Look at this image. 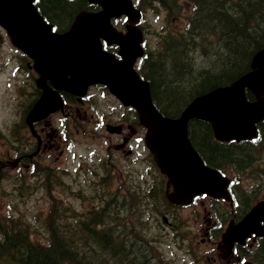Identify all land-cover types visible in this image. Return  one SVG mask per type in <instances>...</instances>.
<instances>
[{
    "label": "trees",
    "instance_id": "16d2710c",
    "mask_svg": "<svg viewBox=\"0 0 264 264\" xmlns=\"http://www.w3.org/2000/svg\"><path fill=\"white\" fill-rule=\"evenodd\" d=\"M40 1L42 14L60 27L79 9L89 8L86 0ZM182 1L191 5L186 28L180 35L165 36L162 51L150 53L141 66L157 106L171 117L194 96L248 71L264 37V0H138L142 9L159 3L173 14H178ZM201 47L207 64L192 69L188 55ZM259 129L258 140L222 144L213 140L209 124L193 121L191 125L192 140L206 163L223 171L232 166L237 174L255 169L251 178L260 182L264 181V122ZM163 188L162 180L151 189L138 183L131 192L126 187L124 203L113 210L109 203L82 212L53 198L45 212L33 211L32 220L0 213V264H150L142 233L143 205L160 206ZM234 193L241 200L240 190ZM121 207L129 209L127 216H119Z\"/></svg>",
    "mask_w": 264,
    "mask_h": 264
},
{
    "label": "water",
    "instance_id": "95a60500",
    "mask_svg": "<svg viewBox=\"0 0 264 264\" xmlns=\"http://www.w3.org/2000/svg\"><path fill=\"white\" fill-rule=\"evenodd\" d=\"M88 1L99 4L102 10L81 12L64 35L52 32L32 5L33 0H0V24L13 44L35 59L34 67L43 80L81 95L89 84L102 82L125 105L137 110L147 128L146 145L174 186V192L168 195L170 201L186 204L201 193L229 199L228 179L204 163L188 138V123L192 118L210 121L216 138L223 141L257 138V124L264 120V48L254 55L249 72L228 86L196 97L179 118L166 117L154 106L149 83L133 67L143 55L141 31L128 25L124 35L110 22L125 14L135 24L141 12L132 0ZM100 38L120 45L122 59L103 51ZM247 89L254 101L247 99ZM52 106L50 93L46 92L35 109L45 116ZM261 220L264 207L258 204L242 221L228 228L223 241L231 245L245 242L252 233L264 235Z\"/></svg>",
    "mask_w": 264,
    "mask_h": 264
},
{
    "label": "rangeland",
    "instance_id": "374dc122",
    "mask_svg": "<svg viewBox=\"0 0 264 264\" xmlns=\"http://www.w3.org/2000/svg\"><path fill=\"white\" fill-rule=\"evenodd\" d=\"M184 4V3H183ZM160 14H155L154 12L147 13V19L144 23V28L146 30L148 39L150 40L151 49L157 48L158 38L155 32H161L164 26L173 27L175 30L183 24L185 17L190 13V7L184 4V7L179 11V15L175 17L167 18L166 14L161 10ZM7 49H5V52ZM1 55V54H0ZM191 66L192 69L201 68L205 63L199 61L198 57L193 55H188V60H186ZM9 72L0 75V125L1 127L10 126L13 127V119L16 118L14 112L16 111V104L14 103L15 97H13V91H10L9 83ZM4 83V85H3ZM96 95V100L99 104L103 106L106 114L111 117L107 123L113 125L119 124L120 117L125 118L128 115L127 111L120 107L115 100L102 91L94 92ZM106 94V95H105ZM26 98L23 96L20 99V104L25 103ZM84 107L87 111V114L83 111H80L79 114H72L68 119V124L70 126V138L69 141H72V154L64 151V155L59 154V150L49 151L48 156L45 158L44 163L47 165H59L64 166L67 159L69 162V167L67 172L59 179V183L56 185L55 190L50 195L44 194V192H39L37 190V185L32 183L29 188L25 189L26 185H22L21 195L25 198L22 199H10L0 196V213H13L21 216H28L29 220L34 218L33 214L35 212L44 208H47L46 204L51 201L52 197L55 196V199L61 200L62 204H66L70 208L78 209L84 211V208L90 207L94 204L95 199L89 198L92 195L89 194L86 199L84 198L86 194L89 193V189L95 188V176L90 179L92 174L86 173L87 168L90 164L98 169L101 173L106 172L107 175L115 177L118 175L122 169V161L120 157H123L127 162H130V154L128 147H119L120 153L114 152L113 157L105 159L103 163L97 161L98 156L105 155V149L110 145V149L115 148V143L117 142V135L114 131H107L105 127H102L103 117L97 116L94 117V109L91 103H86ZM54 117L50 118V124H53V127L56 126L54 123ZM130 132H126L124 135L128 137ZM115 138V139H112ZM61 148H64L61 146ZM140 150L148 158V151L144 149L141 145ZM147 152V153H146ZM12 151L9 148L8 143H0V158L9 154L11 155ZM63 154V153H62ZM88 160V164L84 165L83 168H80L78 164H82L83 161ZM95 161L92 163L91 161ZM96 162L101 165H96ZM22 167V165H21ZM82 167V166H81ZM137 167L142 172L144 171V166L138 164ZM10 176L17 180L18 170H15L13 167L8 168ZM74 171V172H73ZM77 171V172H76ZM116 172V173H115ZM225 172L236 179V173H233V169L230 166H227ZM257 174L255 169H247L243 174H239L240 178L238 179V190L246 191L248 196H257L253 198L250 202V206L256 204L263 200L264 201V184L261 189L258 188V182H255L254 179H251V175ZM156 176V175H155ZM12 184L9 182L0 181V193L5 189H8ZM121 186L119 180L114 179L113 185L110 187V192L107 193V197L114 196L117 198V204L124 203L123 193L120 191ZM121 194H120V193ZM43 193V194H42ZM255 193V194H253ZM120 194V195H119ZM253 194V195H252ZM215 206V207H214ZM213 208L218 209L220 212H226L228 215L230 213V205L227 203L213 202L209 198L202 197L196 201L192 206L185 208H180L175 210L178 213L179 217L177 222L179 227L172 232L170 229H166L162 224L155 220V218L148 215H143L142 221L144 227L142 228V233L145 236V242H151V251L153 254V263L152 264H225L224 260L215 259L216 252H212L211 248L213 245L208 243V238L205 234L208 222L210 224L216 219L215 211ZM38 209V210H37ZM45 212V211H42ZM171 213H174V210H171ZM119 216H127L126 211H122ZM231 217L228 216L224 222V228L228 224V221ZM125 221V220H124ZM123 221V222H124ZM135 238V237H134ZM135 240H138L135 238ZM216 249V247L214 248ZM222 257H225V254H222Z\"/></svg>",
    "mask_w": 264,
    "mask_h": 264
},
{
    "label": "flooded vegetation",
    "instance_id": "af4514ba",
    "mask_svg": "<svg viewBox=\"0 0 264 264\" xmlns=\"http://www.w3.org/2000/svg\"><path fill=\"white\" fill-rule=\"evenodd\" d=\"M23 58L25 60L24 68H26L24 78L26 91L25 93L21 91L20 94L22 97L25 96L26 101L19 105L22 122L17 125L10 136L6 134L1 135L4 137L0 138V141L8 140L13 143L11 149L12 158H10V155L4 157L7 161L6 164L2 163L0 165V174L11 165L17 167L22 163L26 170H29L34 161H37V163H39V161L44 163V161L41 160H45L49 151H53L52 153H54V150L58 149L61 156L65 149L61 148V146L66 147L67 140L70 137L69 117L72 114L80 115V111H83L86 115L87 111L84 107L86 103L90 102L88 94L92 93L94 89L100 88L99 85L91 87L87 94L86 101L81 105L77 104L78 98L76 96L65 91H58L63 99L61 110L51 113L45 118H36V115H31V109L43 94V89L39 86L42 77L33 70L32 61L26 56ZM45 84L51 89L53 88L50 80H45ZM53 116H55V127H53V124H50V118ZM30 124L33 127L32 129L30 128ZM127 131L130 132L128 137L124 135ZM139 137H141V129H136L129 123L127 128L121 130L120 134L117 135L115 147L119 148L125 145L126 147L134 145L137 143ZM262 221L264 223V220ZM214 226H216V222H214ZM208 233L209 232H206L207 235ZM254 246H257L256 253L259 259L252 256ZM216 247H218L217 250L219 252L225 253L226 264H245V262H249L247 264H264V237H252L247 241L245 246L235 244L232 248H227L218 243ZM214 261L217 260L214 259Z\"/></svg>",
    "mask_w": 264,
    "mask_h": 264
}]
</instances>
